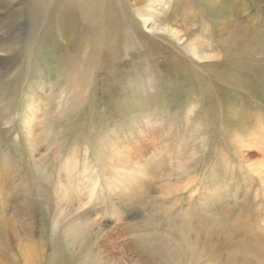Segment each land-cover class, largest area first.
I'll return each mask as SVG.
<instances>
[{"label":"rangeland","instance_id":"rangeland-1","mask_svg":"<svg viewBox=\"0 0 264 264\" xmlns=\"http://www.w3.org/2000/svg\"><path fill=\"white\" fill-rule=\"evenodd\" d=\"M154 259L264 264V0H0V264Z\"/></svg>","mask_w":264,"mask_h":264},{"label":"bare ground","instance_id":"bare-ground-1","mask_svg":"<svg viewBox=\"0 0 264 264\" xmlns=\"http://www.w3.org/2000/svg\"><path fill=\"white\" fill-rule=\"evenodd\" d=\"M65 12H68V13H64V16H62L60 19H59V27L58 28V32L61 34V33H67V35H75L76 33H78V28L76 29L75 26H77V21L74 17V14H75V10L73 9H70V10H65ZM54 38V37H53ZM54 40V39H53ZM54 44H50L52 45L51 47H53V50H55L57 48V45L55 43V41H53ZM50 47V49H51ZM130 149V148H129ZM130 153V152H128ZM187 185V182L185 183V185H183L184 187ZM95 191V188L94 186H92V188L90 189V197H92L93 193ZM89 197V198H90ZM178 231H177V237L180 239V240H186L188 239L187 235H188V227L185 226V225H182V226H178L177 227ZM136 248V245H134V249ZM36 249V248H35ZM154 251L155 253H158L156 248L154 247ZM154 253V252H153ZM30 254V253H29ZM28 254V255H29ZM30 257H28V260L31 261V259L34 257H31V254L29 255ZM147 261V260H146ZM33 262V261H31ZM154 264H157V260L154 259Z\"/></svg>","mask_w":264,"mask_h":264}]
</instances>
